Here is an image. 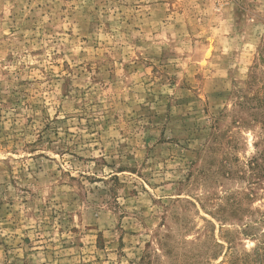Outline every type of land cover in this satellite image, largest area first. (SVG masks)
I'll use <instances>...</instances> for the list:
<instances>
[{
	"label": "rangeland",
	"instance_id": "1",
	"mask_svg": "<svg viewBox=\"0 0 264 264\" xmlns=\"http://www.w3.org/2000/svg\"><path fill=\"white\" fill-rule=\"evenodd\" d=\"M0 264H264V0H0Z\"/></svg>",
	"mask_w": 264,
	"mask_h": 264
},
{
	"label": "bare ground",
	"instance_id": "2",
	"mask_svg": "<svg viewBox=\"0 0 264 264\" xmlns=\"http://www.w3.org/2000/svg\"><path fill=\"white\" fill-rule=\"evenodd\" d=\"M208 55V54H207Z\"/></svg>",
	"mask_w": 264,
	"mask_h": 264
}]
</instances>
